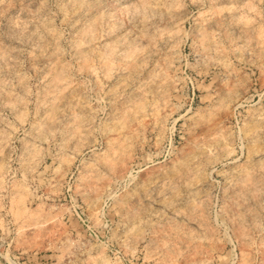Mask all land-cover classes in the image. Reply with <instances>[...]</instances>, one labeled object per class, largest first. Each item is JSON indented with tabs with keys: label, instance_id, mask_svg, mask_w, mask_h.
Returning <instances> with one entry per match:
<instances>
[{
	"label": "rangeland",
	"instance_id": "rangeland-1",
	"mask_svg": "<svg viewBox=\"0 0 264 264\" xmlns=\"http://www.w3.org/2000/svg\"><path fill=\"white\" fill-rule=\"evenodd\" d=\"M0 51V264H264V0H0Z\"/></svg>",
	"mask_w": 264,
	"mask_h": 264
},
{
	"label": "bare ground",
	"instance_id": "bare-ground-1",
	"mask_svg": "<svg viewBox=\"0 0 264 264\" xmlns=\"http://www.w3.org/2000/svg\"><path fill=\"white\" fill-rule=\"evenodd\" d=\"M76 1H77V0H76ZM85 1H86V0H85ZM88 2H89V1H88ZM74 3H75V1H74ZM76 5H77V4H76ZM81 5H82V4H81ZM82 7H84V6H82ZM90 7H91V6H90ZM85 8L87 9V5H86ZM78 11H79V10H78ZM83 12H84V11H83ZM173 12H174V11H173ZM240 16H241V15H240ZM235 17H236V16H235ZM220 19H221V18H220ZM223 19H224V18H223ZM233 20H234V19H233ZM233 20H232V21H233ZM227 21H228V20H227ZM211 22H212V21H211ZM236 23H237V22H236ZM239 23H240V22H239ZM143 24H144V23H143ZM237 24H238V23H237ZM210 25H211V24H210ZM238 27H239V26H238ZM84 28H85V27H84ZM202 30H203V29H202ZM204 30H205V29H204ZM204 30H203V32H204ZM82 31H83V30H82ZM84 32H85V31H84ZM230 34H231V33H230ZM208 35H209V34H206V36H208ZM204 36H205V35H204ZM204 36H203V40H204ZM215 36H216V35H215ZM130 37H131V36H130ZM208 37H209V36H208ZM216 38H217V37H216ZM206 39H207V37H206ZM210 39H211V38H209V40H210ZM209 40H208V42H210ZM212 40H213V39H212ZM212 40H211V41H212ZM208 42H205V40H204V44H205V43H208ZM212 42H213V41H212ZM210 43H211V42H210ZM210 43H209V44H210ZM218 43H219V42H218ZM80 44H81V42H80ZM204 44H203V45L201 44V45L204 46ZM78 46H79V45H78ZM213 46H214V45H213ZM205 47H206V46H204V48H205ZM210 48H211V47H210ZM77 49H78V47H77ZM173 49H174V48H173ZM206 49H207V48H206ZM234 49H235V48H234ZM132 50H133V49H132ZM132 50H130V51H132ZM235 51H236V50H234V52H235ZM0 52H2V51H0ZM110 52H111V51H110ZM133 52H134V51H133ZM203 52H204V51H203ZM128 53H129V52H128ZM128 53H127V54H128ZM216 53H217V52H216ZM110 55H111V54H110ZM129 55H130V54H129ZM211 55H212V54H211ZM108 56H109V55H108ZM4 58H6V57H4ZM109 59H110V58H108V60H106V61H108V63L110 64V62H109L110 60H109ZM211 62H212V61H211ZM127 63H128V62H127ZM137 63H138V62H137ZM109 64L107 65V63H106L105 65L110 66ZM135 64H136V63H135ZM56 65H57V64H56ZM111 65H112V64H111ZM53 66H54V65H53ZM137 66L142 67V65H140V64H137ZM137 66H136V67H137ZM57 67H58V66H57ZM110 67H111V66H110ZM133 67H134V66H133ZM54 68L56 69V67H54ZM107 68H108V67H107ZM58 69H59V68H58ZM109 69H110V68H109ZM136 69H137V68H136ZM50 71H51V70H50ZM55 71H56V70H55ZM109 71H110V70H109ZM134 71H135V69H134ZM159 72H160V71H159ZM161 72H162V71H161ZM51 74H52V72H51ZM56 74H57V75H56ZM156 74H157V73H156ZM58 75H59V76H58ZM131 75H133V74H131ZM138 75H139V74H138ZM53 76H54V75H52V77H53ZM56 76H58L59 78H61V76H63V75H61V74L57 71V72L55 73V78L53 77L54 80H55V82H56L57 80H59ZM21 77H22V76H21ZM52 77H51V78H52ZM53 78H52V79H53ZM56 79H57V80H56ZM129 79H130V78H129ZM51 81H52V80H51ZM163 81H164V80H163ZM4 82H5V81H4ZM119 82H120V81H119ZM146 82H147V81H146ZM2 83H3V80H2ZM22 83H23V82H22ZM52 83H54V82L52 81ZM56 83H57V82H56ZM56 83L54 84V86L57 87ZM59 83H60V82H59ZM4 84H6V83H4ZM60 84H61V83H60ZM52 86H53V85H52ZM54 86H53V88H55ZM121 86H123V85H121ZM58 87H59V85H58ZM61 87H62V86H61ZM24 88H25V87H24ZM157 88H158V87H157ZM0 89H1V88H0ZM59 89H60V88H59ZM63 89H64V87H62L61 90H60L59 92H61ZM55 90H56V89H55ZM55 90H54V91H55ZM119 91H120V90H119ZM141 91H142V90H141ZM149 91H150V90H149ZM235 91H236V90H235ZM62 92H63V91H62ZM120 92H121V91H120ZM160 92H161V91H160ZM158 93H159V92H158ZM62 94H63V93H62ZM62 94H61V95H62ZM64 94H65V93H64ZM132 94H133V93H132ZM59 95H60V94H59ZM111 95H112V94H111ZM114 95H115V94H114ZM230 95H231V94H230ZM62 96H63V95H62ZM60 97H61V96H60ZM134 97H135V96H134ZM139 97H140V96H139ZM157 97H158V96H157ZM13 98H14V97H13ZM61 98H62V97H61ZM114 98H115V97H114ZM20 99H21V98H20ZM134 99H135V98H134ZM146 99H147V98H146ZM227 99H228V98H227ZM143 100H144V99H143ZM129 101H130V100H129ZM135 101H136V99L134 100V102H135ZM144 101H145V100H144ZM8 102H9V101H8ZM55 102H56V101H55ZM57 102H58V101H57ZM60 102H62V100H61ZM60 102H58V103H60ZM136 102L138 103V101H136ZM141 102H142V101H141ZM145 102H146V101H145ZM148 102H149V101H148ZM9 103H10V102H9ZM137 103H136V104H137ZM7 104H8V103H7ZM142 104H144V103H142ZM55 105H57V103H55ZM140 105H141V103H140ZM53 106H54V104H53ZM141 106H142V105H141ZM148 106H149V105H148ZM57 107H58V105H57ZM144 107L146 108V104H144ZM10 108H11V107H10ZM52 108H53V107H51V109H52ZM54 108H55V107H54ZM80 108H81V107H80ZM125 108H126V107H125ZM128 108H129V107H128ZM132 108H133V107H132ZM132 108H131V109H132ZM136 108H138V106H136ZM55 109H56V108H55ZM59 109H61L60 106H59ZM59 109H57V112H59V111H58ZM122 109H123V108H122ZM138 109H139V108H138ZM142 109H143V107H142ZM142 109H141V110H142ZM132 110H133V109H132ZM153 110H154V109H153ZM54 111H55V110H53V113H54V115H55V112H54ZM143 111H145V109H143ZM154 111H155V110H154ZM69 112H70V111H69ZM133 112H134V111H133ZM133 112H131V113H133ZM141 112H142V111H141ZM48 113H49V112H48ZM48 113H47V114H48ZM135 113H136V112H135ZM137 113H138V112H137ZM50 114H51V113H50ZM69 114H70V113H69ZM48 115H49V114H48ZM51 115H52V114H51ZM76 115H77V114H76ZM136 115H137V114H136ZM257 115H258V114H257ZM52 116H53V115H52ZM52 116H51V117H52ZM70 116H71V115H70ZM132 116H133V115H132ZM134 116H135V115H134ZM51 117H50V118H51ZM53 117H54V119H55V116H53ZM53 117H52V118H53ZM56 117L59 118L58 115H57ZM75 117H76V116H75ZM254 117H255V116H254ZM47 118H48V117H47ZM60 118H62V117H60ZM129 118H130V117H129ZM75 119L77 120L78 118L76 117ZM48 120H49V118H48ZM51 120H52V119H51ZM157 120H158V119H157ZM45 121H46V120H45ZM53 121H54V120H53ZM56 121H57V120H56ZM79 121H81V120H79ZM43 122H44V121H43ZM43 122H42V123H43ZM70 122H71V120H70ZM160 122H161V121H160ZM38 123H39V122H38ZM42 123H40V124H41V125H44V124H42ZM46 123H47V122H46ZM46 123H45V124H46ZM52 123H53V122H52ZM52 123H51V124H52ZM55 123H56V122L54 121V124H55ZM81 123H82V122H80V126L82 125ZM161 123H162V122H161ZM49 124H50V123H49ZM70 124H71V123H70ZM44 126H45V125H44ZM44 126H43V127H44ZM81 127H82V126H81ZM160 127H162V126H160ZM38 128H39V126H38ZM38 128H37V125H36V128H35V129L38 130ZM157 128H158V127H157ZM46 129H47V128H46ZM51 129H52V128H51ZM78 130H79V129H78ZM44 131H45V130H44ZM256 131H257V130H256ZM42 132H43V131H42ZM253 132H254V131H253ZM33 133H34V132H33ZM255 133H256V132H255ZM37 134H38V133H37ZM134 134H135V133H134ZM134 134H132V135H134ZM223 135H224V134H223ZM127 137H128V136H127ZM33 138H34V136H33ZM40 138H41V137H40ZM222 139H224V138L222 137ZM122 140H123V139H122ZM125 140H126V139H125ZM224 140H225V139H224ZM224 140H223V141H224ZM32 141H33V140H32ZM115 141H116V140H115ZM226 141H227V140H226ZM112 142L114 143V141H112ZM112 142H111V143H112ZM116 142L118 143V145H119V143H120V146H122V145H121V141H116ZM227 142H228V141H227ZM229 142H230V141H229ZM117 143H116V144H117ZM122 144H123V143H122ZM32 145H33V143H32ZM112 145H113V144H112ZM114 145H115V143H114ZM224 145H225V144H224ZM30 146H31V145H30ZM123 146H124V145H123ZM33 147H34V146H32V148H33ZM223 147H225V146H223ZM119 148H120V147H119ZM119 148H118V149H119ZM123 148H124V147H123ZM125 148H126V147H125ZM230 148H231V146H230ZM230 148H228V149H230ZM113 149H114V148H113ZM118 149H117V150H118ZM210 149H211V148H210ZM210 149H209V150H210ZM30 150H31V149H30ZM32 151H34V149H33ZM113 151H114V150H113ZM118 151H119V150H118ZM232 151H233V150H232ZM230 152H231V151H230ZM228 153H229V151H228ZM120 155H121V154H120ZM121 156H122V155H121ZM118 158H119V157H118ZM215 158H216V157H215ZM125 159H126V157H125ZM125 159H124V160H125ZM0 160H1V159H0ZM3 161H4V160H3ZM117 161H118V160H117ZM0 163L2 164L3 162H0ZM119 163H120V162H119ZM116 164H117V163H116ZM248 165H249V164H248ZM0 166H1V165H0ZM254 167H255V166H254ZM1 168H2V167H1ZM4 168H5V167H4ZM241 168H242V167H241ZM0 170H1V169H0ZM245 170H246V168H245ZM260 170H261V169H260ZM260 170H259V171H260ZM1 171H3V170H1ZM241 171H242V170H241ZM245 173H246V172H245ZM249 173H250V171H249ZM237 174H238V173H237ZM242 176H245V175H242ZM248 176H250V174H249ZM252 176H253V175H252ZM261 176H262V175H261ZM253 177H255V174H254ZM258 177H259V176H258ZM240 179H241V178H240ZM253 179H256V177L253 178ZM253 179H252V180H253ZM246 180H247V178H246ZM252 180H251V181H252ZM260 180H262V178H261ZM1 181H2V180H1ZM256 181H258V180H255V182H256ZM247 182H248V184H249V181H247ZM253 182H254V181H253ZM255 182L253 183V185L255 184ZM240 183H242V181H240ZM257 183H258V182H257ZM250 184H252V182H251ZM21 185H22V184H21ZM21 185H20V186H21ZM239 185H241V184H239ZM244 185L246 186L247 184H244ZM256 185H257V184H256ZM263 185H264V184H263ZM22 187H23V186H22ZM241 187H243V184L241 185ZM247 187H248V188H245V190H250V189H249L250 187H249V186H247ZM251 187H253V186H251ZM254 187H256V186H254ZM254 187H253V188H254ZM16 188H17V187H16ZM256 188H257V187H256ZM241 189H242V188H241ZM251 189H252V188H251ZM18 190H20V189L18 188ZM18 190H16L17 193H18ZM256 190H257V189H256ZM23 191H24V190H23ZM23 191H22V192H23ZM25 191H26V190H25ZM242 191H243V190H242ZM253 191H255V188L253 189ZM19 192H20V191H19ZM244 192H245V191H244ZM23 193H24V192H23ZM23 193H22V195H24ZM253 193H254V192H253ZM258 194H259V193H258ZM19 195H20V193H19ZM256 195H257V194H256ZM24 196H25V195H24ZM252 196H253V195H252ZM19 197H20V199H22L21 196H19ZM241 197H242V196H241ZM241 197H240V198H241ZM24 198H25V197H24ZM253 198H254V197H253ZM203 200H205V199H203ZM239 200H240V199H239ZM17 201H18V199H17ZM22 201H24V203H25V200H24V199H23ZM19 202H20V201H19ZM17 203H18V202H17ZM21 203L23 204V202H21ZM21 203H18V204H21ZM204 204H205V203H204ZM24 205H25V204H24ZM24 205H22V206H24ZM17 206H18V207L20 206L19 209H21V210L23 209V208H21V205H17ZM18 207H17V208H18ZM24 207H25V206H24ZM204 208H205V207H204ZM26 209H27V208H26ZM247 210H248V208H247ZM17 211H18V209H17ZM22 211L24 212L25 210H22ZM232 211H233V210H232ZM234 211H235V210H234ZM237 211H238V209H237ZM25 212H26V211H25ZM202 212H203V211H202ZM235 212H236V211H235ZM241 212H242V211H241ZM255 221H256V220H255ZM202 223H203V222H202ZM256 223H257V222H256ZM200 225H201V224H200ZM206 225H207V224H206ZM256 225H257V224H256ZM199 227H200V226H199ZM209 227H210V226H209ZM209 227H208V228H209ZM239 227H240V226H239ZM213 229H214V228H213ZM213 229H212V230H213ZM246 229H247V228H246ZM209 230H211V229H208V231H209ZM237 230H238V228H237ZM241 230H242V229H241ZM255 230H256V229H255ZM257 230H258V229H257ZM208 231H207V232H208ZM239 231H240V230H239ZM203 232H204V230H203ZM207 232H205V233H207ZM210 232L212 233V231H210ZM242 232H245V231H242ZM213 233H214V232H213ZM242 234H243V233H242ZM244 234H245V233H244ZM246 234H247V231H246ZM211 235H212V234H211ZM239 235H240V234H239ZM199 236L202 237V235H200V234H199ZM203 236H205V235L203 234ZM240 236L243 237V235H240ZM246 236H248V235H246ZM246 236H244L243 238H245ZM262 237H263V236H262ZM190 238H191V237H190ZM243 238H242V239H243ZM247 238H248V237H247ZM199 239H200V237H199ZM245 239H246V238H245ZM245 239H244V240H245ZM260 239H261V238H260ZM189 240H190V239H189ZM254 240H256V239H254ZM190 241H191V240H190ZM195 242H196V241H195ZM191 243H192V242H191ZM197 243H198V242H197ZM194 244H195V243H194ZM199 245H200V242H199ZM247 246H249V245H246V247H247ZM244 247H245V246H244ZM246 247H245V248H246ZM255 247H256V246H255ZM250 248H251V246H250ZM250 248H249V249H250ZM251 249H252V248H251ZM241 250H242V249H241ZM243 250H244V249H243ZM243 250H242V251H243ZM252 250H253V249H252ZM256 250H257V248H256ZM245 252H247V251H245ZM249 252H250V251H249ZM251 252H252V251H251ZM248 254H250V253L247 252L246 255H248ZM251 254H252V253H251ZM251 254H250V256H251ZM243 255H245L244 251H243ZM248 256H249V255H248ZM248 256H247V257H248ZM243 258H244V256H243ZM251 258H252V257H251ZM241 259H242V257H241ZM244 259H245V258H244ZM244 259L242 260V262L244 261ZM246 259H247V258H246ZM247 260L249 261V259H247ZM250 260H251V259H250ZM107 261H108V260H107ZM245 261H246V260H245ZM248 261H247V262H248ZM108 262H109V261H108ZM239 262H240V261H239ZM105 263H107V262L105 261ZM109 263H110V262H109ZM251 263H252V261H251ZM107 264H108V263H107ZM243 264H245V263L243 262ZM247 264H248V263H247Z\"/></svg>",
	"mask_w": 264,
	"mask_h": 264
}]
</instances>
